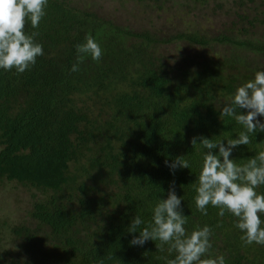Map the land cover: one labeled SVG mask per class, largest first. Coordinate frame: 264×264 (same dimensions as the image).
I'll list each match as a JSON object with an SVG mask.
<instances>
[{
  "label": "trees",
  "instance_id": "1",
  "mask_svg": "<svg viewBox=\"0 0 264 264\" xmlns=\"http://www.w3.org/2000/svg\"><path fill=\"white\" fill-rule=\"evenodd\" d=\"M230 2L231 23L210 36L135 32L76 0H48L39 27L26 23L44 55L23 73L0 68V192L10 200L22 193L30 206L18 221L0 212V264H165L161 257L174 253L161 252L159 241L132 245L139 233L127 229L136 215L150 222L170 188L188 231L212 229L214 256L264 264V245H244L234 216L211 205L203 215L194 202L203 150L191 139L236 138L243 126L220 110L264 70V34L252 31H264V0ZM86 34L102 58L86 57L72 72ZM181 41L187 49L169 45ZM261 148L257 131L230 159L244 163ZM178 156L189 169H170Z\"/></svg>",
  "mask_w": 264,
  "mask_h": 264
},
{
  "label": "clouds",
  "instance_id": "2",
  "mask_svg": "<svg viewBox=\"0 0 264 264\" xmlns=\"http://www.w3.org/2000/svg\"><path fill=\"white\" fill-rule=\"evenodd\" d=\"M47 4L48 0H0V68H14L17 73H23L35 65L38 56L44 55L43 46L36 39L39 32L26 33L25 26L30 21L32 28L37 29ZM75 48L77 56L72 72L80 70L79 65L86 57L99 62L103 55L100 44L91 34H86L84 42ZM219 116L231 117L244 130L236 138L213 140L194 136L191 139L192 147L200 145L203 150L200 172L193 185L195 206L203 215L208 214L209 205L219 209L220 217L227 211L236 218L235 227L243 233L244 245H264V220L261 219L264 193L257 191L264 185V148L244 163L230 159L234 148L249 145L254 133L264 132V122L257 118L264 117V70L256 71L252 79L235 87ZM214 148L218 149L215 154L211 151ZM168 166L173 170L190 167L183 156L176 157ZM181 200L170 188L167 198H158L152 207L150 222L145 223L136 215L127 230L139 235H133L130 243L143 246L149 240L159 241L156 247L161 252L175 254L174 258L161 257L165 264H225L224 255L214 256L211 252L212 229L208 225H197L191 231L185 228L187 217Z\"/></svg>",
  "mask_w": 264,
  "mask_h": 264
},
{
  "label": "rangeland",
  "instance_id": "3",
  "mask_svg": "<svg viewBox=\"0 0 264 264\" xmlns=\"http://www.w3.org/2000/svg\"><path fill=\"white\" fill-rule=\"evenodd\" d=\"M76 1L112 18L119 25L128 27L132 31L149 29L159 37H168L178 32H201L210 36L218 33L224 22L229 25L233 19L229 10L231 0ZM217 4H222V8H217ZM187 5L191 8L189 9ZM227 10L230 11H228L230 16L226 15ZM252 31L259 36L264 34L262 26H257ZM169 45L187 49L188 44L181 41ZM214 47L217 48L215 45ZM15 195L10 200L6 193L4 195L0 192V212L7 214V217L10 216L8 218H12L11 220L18 221L24 217V211L29 208L30 204L27 205V200L23 199L22 193ZM2 240L3 245L8 246L9 238L4 236Z\"/></svg>",
  "mask_w": 264,
  "mask_h": 264
}]
</instances>
